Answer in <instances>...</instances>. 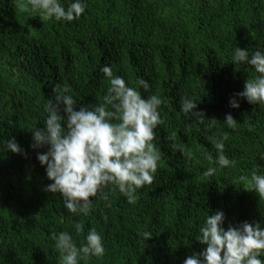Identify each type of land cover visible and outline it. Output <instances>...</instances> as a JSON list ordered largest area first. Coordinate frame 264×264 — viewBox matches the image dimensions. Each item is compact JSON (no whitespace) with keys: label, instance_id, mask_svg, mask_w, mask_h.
Returning <instances> with one entry per match:
<instances>
[{"label":"trees","instance_id":"16d2710c","mask_svg":"<svg viewBox=\"0 0 264 264\" xmlns=\"http://www.w3.org/2000/svg\"><path fill=\"white\" fill-rule=\"evenodd\" d=\"M86 2L81 18L68 23L43 20L26 10L27 0H0V264H59L50 234L66 231L79 247L92 228L105 255L79 264H183L202 250L194 238L212 212L225 213V228L244 221L264 227V199L242 179L264 175V105L235 97L255 73L231 63L236 47L264 50V0ZM104 65L128 86L146 80L148 90L137 88L143 98H161L164 123L153 141L160 160L152 184L132 203L109 185L107 200L98 193L89 215H77L58 193L43 190L51 181L36 155L47 146L30 148V131L42 127L53 87L67 88L77 106L103 103ZM182 97L197 102L203 123L180 112ZM227 114L234 128L223 123ZM224 132L234 164L205 178L216 166L210 138ZM11 138L27 158L7 151ZM144 232L152 237L145 241Z\"/></svg>","mask_w":264,"mask_h":264},{"label":"clouds","instance_id":"9594fccd","mask_svg":"<svg viewBox=\"0 0 264 264\" xmlns=\"http://www.w3.org/2000/svg\"><path fill=\"white\" fill-rule=\"evenodd\" d=\"M65 3L61 0H27L26 10L41 15L43 20L71 23L79 20L87 8L86 0H65ZM231 63L237 70L239 65H249L255 73L235 97L243 98L249 104L264 105V50L257 49L250 54L248 48L236 47ZM100 71L109 85L103 103L91 108L77 106L67 88L53 87L54 95L45 105L46 118L42 127L30 131V148L47 146V151L36 155L46 178L51 181L43 190L58 193L69 213L84 216L92 210L93 200L90 198L99 193L101 200L108 199L103 189L109 185L132 203L138 189L152 184L160 160L153 141L155 129L164 123L158 110L161 98L157 95L147 99L142 97L137 88L148 90L150 87L143 78L136 81V86H128L123 77L114 74L111 65L102 66ZM229 106L238 108L237 99L230 98ZM196 108L195 100L181 98L180 112L185 117L201 118L203 123V113L194 111ZM223 123L234 128L237 122L227 114ZM174 137L175 132L169 138ZM227 139L226 132L219 138H210L216 150V166L208 167L202 173L205 178L234 164L224 153ZM5 143L7 151L27 158L15 138ZM242 179L247 181V191H254L264 199V175L253 171L250 178ZM224 223L222 210L208 214L194 238L202 250L187 256L183 264H264L261 259L264 256V227L260 221H244L235 226L229 223L227 228ZM74 227L77 234L83 231L82 224L77 223ZM142 236L146 241L152 234L144 232ZM49 238L59 253V264H79L81 260L105 255L102 236L95 228L88 231L79 247L66 231L52 232Z\"/></svg>","mask_w":264,"mask_h":264}]
</instances>
